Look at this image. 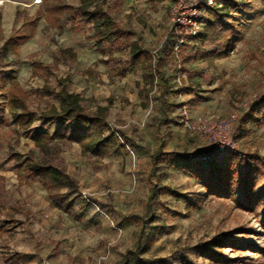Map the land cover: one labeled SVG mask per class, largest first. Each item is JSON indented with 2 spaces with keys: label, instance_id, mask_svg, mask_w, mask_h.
<instances>
[{
  "label": "rangeland",
  "instance_id": "1",
  "mask_svg": "<svg viewBox=\"0 0 264 264\" xmlns=\"http://www.w3.org/2000/svg\"><path fill=\"white\" fill-rule=\"evenodd\" d=\"M61 1L78 4V0ZM105 1L136 26L149 50L158 47L170 26L169 0ZM223 1L218 0L220 14L227 12L236 22L228 36L233 51L212 63H185L187 70L202 73L191 84L182 70L167 74L169 121L162 123L158 92L140 96L136 85L141 82L140 71L125 65L121 76L101 62L106 56L100 55L86 28L76 33L48 29L43 0H0V87L5 85L0 90V264H120L138 241V218L147 215L150 182L168 190L151 225L158 230L146 237L151 244L144 257L170 264L164 258L175 252L181 256L177 264H264V197H257L264 175H253L248 188L238 175L240 165H233L229 170L236 172V185L219 195L206 193L197 176L202 162L221 164L224 157L234 156L250 165L258 157L264 159V119H242L248 103L264 91V0H228L227 6ZM33 20L31 37L16 52L3 48L16 32H30ZM75 37L85 43L73 44ZM68 45L77 51L74 63L54 65V73L46 78L32 75L34 61L52 64L57 49ZM106 48L109 51L110 45ZM191 48H203L199 37L185 46L186 53ZM126 52L113 50V55L125 56ZM57 78H67L69 91L84 99L86 109L107 106L106 130L113 132L122 148L119 155L95 157L78 143L59 141L50 144L46 153L40 152L31 133H51L63 121L47 119L41 127L35 117L26 130L13 124L6 107L9 84L35 92L45 84L55 87ZM31 100L29 108L38 113L59 102L38 95ZM184 116L190 122L204 118L205 131L187 129ZM221 120L229 121L231 127L220 135L213 124ZM223 135L225 146L233 145L236 153L213 155ZM158 147L185 155L196 152L202 158L194 157L190 163L170 159L151 177L150 156ZM206 154L209 158L203 159ZM27 157L60 167L76 180L82 197L102 202L112 212L106 214L92 202L83 208L76 206L75 214L52 207L46 190L27 176ZM213 239L219 240V247L208 244ZM205 244L208 251L202 249Z\"/></svg>",
  "mask_w": 264,
  "mask_h": 264
},
{
  "label": "trees",
  "instance_id": "2",
  "mask_svg": "<svg viewBox=\"0 0 264 264\" xmlns=\"http://www.w3.org/2000/svg\"><path fill=\"white\" fill-rule=\"evenodd\" d=\"M154 2L160 0H151ZM223 5H230L228 0ZM44 20L46 27L50 30L62 31L67 29L76 33L86 28L92 33V40L95 48L101 56L100 61L108 64L111 70L118 75H124V66H132L140 71L141 82H136L140 96L151 97L156 91L159 100V109L162 114V123H167L166 102L170 94V82L168 75L172 71L182 70L186 80L191 84L202 73L197 70H187L185 63L193 60H206L212 63L221 54L228 55L233 51L234 44L228 38L235 30L236 22L227 12L220 14L217 7L208 8L203 14V31L198 36L203 48H191L186 53L185 46L174 53V34L168 29L160 45L149 50L145 44L142 34L135 25L123 20L120 11L113 6L107 5L105 0H78L77 5L62 2L61 0H43ZM33 20L30 32L20 34L16 32L9 37L3 48H11L17 51L20 43L27 41L34 30ZM84 39L73 38V44L83 45ZM106 45H110L109 51ZM126 49L125 56H114L113 50ZM77 51L73 45L57 49L52 64H43L39 61L32 63V75L47 77L54 73V65L63 63L66 65L76 61ZM67 78H57L56 86L50 87L45 84L40 89L25 91L18 84L10 83L7 88V111L11 115L13 124L22 130L28 129L35 117L39 118L41 127L46 126L47 119L63 121L56 123L51 133L33 131L31 140L40 152L46 153L49 145L55 141L64 143H78L84 150L95 157L106 155H119V146L113 132L106 130L107 106L98 105L94 110H88L83 105L84 99L76 93L69 91ZM1 84L0 90L4 87ZM185 88L184 84H181ZM188 90L190 86H186ZM36 95L58 99V105H51L42 109L39 113L29 108ZM196 97L201 98L202 96ZM250 118L253 121L261 122L264 119V91L260 92L256 99L250 101L245 108L242 119ZM196 152L187 155L169 151L165 152L158 147L150 156L151 169L149 175L153 177L161 163L173 158H180L185 163L193 161ZM221 164L213 162H202L197 167V176L206 193L219 195L227 193L231 186L236 185L234 170H229L233 165H240L238 175L243 178L242 183L248 188L252 187L253 175H264V159L256 158L250 165L241 164L242 160L234 156H226ZM24 170L27 176L31 177L42 186L48 195L51 206L67 214H75V207H85L92 202L96 207L105 212L111 213L109 206L89 196L82 197L79 194L76 180L67 174L60 167L49 163L46 159L27 157L24 160ZM240 184V183H239ZM168 187L157 182H150L149 193L145 202L147 215L140 219L138 241L134 248L128 249L120 264H157L143 256L151 244V239L146 238L151 231H157V225L151 226L157 217L158 207L162 206L161 198ZM258 199L264 197V184L258 188ZM162 213V212H161ZM160 213V215H161ZM137 219V218H136ZM219 240L213 239L208 244L219 247ZM204 251H208L207 245H201ZM181 256L177 253L171 254L164 260L170 264H177ZM186 259V256H182ZM163 260V259H162ZM188 260H185V262Z\"/></svg>",
  "mask_w": 264,
  "mask_h": 264
},
{
  "label": "built area",
  "instance_id": "3",
  "mask_svg": "<svg viewBox=\"0 0 264 264\" xmlns=\"http://www.w3.org/2000/svg\"><path fill=\"white\" fill-rule=\"evenodd\" d=\"M212 7H221L218 0H169V30L174 34V53L196 39L203 30V14L204 11ZM184 126L197 132L205 131L206 120L198 117L195 121L190 122L187 116L183 118ZM231 124L229 121H216L213 124L218 133H227L230 130ZM223 139L218 138V145L213 151V155L224 156L229 153H236L234 146H225V136ZM227 143V142H226ZM241 154H238V156ZM200 155L195 156L199 159ZM209 158V154L203 156V159ZM202 158V156L200 157Z\"/></svg>",
  "mask_w": 264,
  "mask_h": 264
},
{
  "label": "crops",
  "instance_id": "4",
  "mask_svg": "<svg viewBox=\"0 0 264 264\" xmlns=\"http://www.w3.org/2000/svg\"><path fill=\"white\" fill-rule=\"evenodd\" d=\"M217 8H218V7H217ZM165 35H166V34H165ZM165 35H164V37H165ZM142 37H143V36H142ZM164 37H163V39H164ZM160 43H161V42H160ZM159 45H160V44H159ZM159 45H158V46H159Z\"/></svg>",
  "mask_w": 264,
  "mask_h": 264
}]
</instances>
